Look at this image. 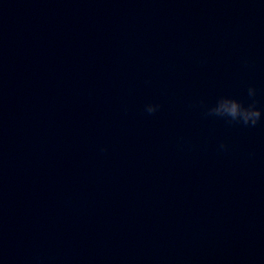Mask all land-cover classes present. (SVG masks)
Returning <instances> with one entry per match:
<instances>
[{
    "label": "clouds",
    "instance_id": "9594fccd",
    "mask_svg": "<svg viewBox=\"0 0 264 264\" xmlns=\"http://www.w3.org/2000/svg\"><path fill=\"white\" fill-rule=\"evenodd\" d=\"M249 97L255 96V89H248ZM159 108L158 104H148L145 111L154 114ZM208 115L226 118L229 123H239L247 127H255L262 117V112L255 106V101L245 106L239 100L231 97H221L216 104L208 109ZM221 149L226 146L221 144Z\"/></svg>",
    "mask_w": 264,
    "mask_h": 264
}]
</instances>
